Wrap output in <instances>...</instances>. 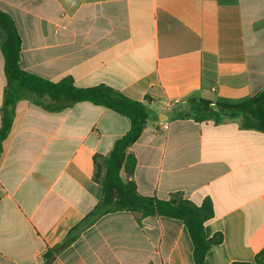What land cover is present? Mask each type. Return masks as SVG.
Here are the masks:
<instances>
[{"label": "crops", "instance_id": "obj_1", "mask_svg": "<svg viewBox=\"0 0 264 264\" xmlns=\"http://www.w3.org/2000/svg\"><path fill=\"white\" fill-rule=\"evenodd\" d=\"M0 9L18 29L24 71L105 85L146 105L144 131L128 149L137 165L123 180L144 197L210 199L206 237L222 242L206 264L253 263L264 248V132L242 129L239 118L186 114L192 98L236 105L264 90V0H0ZM4 64L0 45V129ZM176 98L186 103L172 109ZM130 128L90 102L58 113L15 104L0 140V264H47L103 197L95 156L107 158ZM193 252L182 221L118 212L50 264H194Z\"/></svg>", "mask_w": 264, "mask_h": 264}, {"label": "trees", "instance_id": "obj_2", "mask_svg": "<svg viewBox=\"0 0 264 264\" xmlns=\"http://www.w3.org/2000/svg\"><path fill=\"white\" fill-rule=\"evenodd\" d=\"M0 45L4 57V71L7 87L4 94L3 120L0 129V140L4 141L12 128L14 106L18 101L26 100L46 111L58 113L81 102H90L104 106L128 118L130 131L116 141L107 158L95 156V179L103 187V197L98 206L78 225L71 229L61 246L49 250L45 255L47 264L60 252L76 242L81 235L100 218L118 212L140 213L142 217L162 216L182 221L192 240L194 264H206L209 251L222 242L218 235L208 239L205 233L206 224L214 218L213 203L206 199L202 205L183 198L180 193L171 195L170 200H160L141 196L133 180L124 181L121 173L128 178L134 174L137 160L128 149L141 137L148 111L145 104L131 100L119 91L100 85L92 88H80L71 78L54 82L24 71L20 66L22 41L13 19L0 9ZM188 112L194 114L198 122L215 121L220 123L230 117L239 118L241 128L264 132V90L247 101L236 105H222L203 99L192 98L188 102ZM99 161H103L105 173L99 171ZM264 264V248L256 255L253 263Z\"/></svg>", "mask_w": 264, "mask_h": 264}, {"label": "water", "instance_id": "obj_3", "mask_svg": "<svg viewBox=\"0 0 264 264\" xmlns=\"http://www.w3.org/2000/svg\"><path fill=\"white\" fill-rule=\"evenodd\" d=\"M192 116H194L193 113H188V114H186V117H192ZM223 116H225V117H231V114H230V113H223ZM168 119H169L168 117L163 118L162 116H160V120H161L162 122H165V121H167Z\"/></svg>", "mask_w": 264, "mask_h": 264}, {"label": "built area", "instance_id": "obj_4", "mask_svg": "<svg viewBox=\"0 0 264 264\" xmlns=\"http://www.w3.org/2000/svg\"><path fill=\"white\" fill-rule=\"evenodd\" d=\"M184 103L186 102H183L180 98H176L171 102L170 107L173 109L175 106L182 105Z\"/></svg>", "mask_w": 264, "mask_h": 264}]
</instances>
